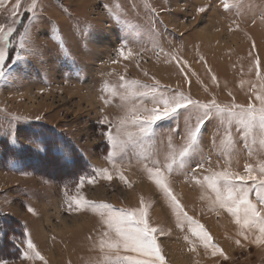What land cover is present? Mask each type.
<instances>
[{
  "label": "rangeland",
  "instance_id": "1",
  "mask_svg": "<svg viewBox=\"0 0 264 264\" xmlns=\"http://www.w3.org/2000/svg\"><path fill=\"white\" fill-rule=\"evenodd\" d=\"M15 5L16 0H0V27L16 29L9 54L20 51L26 58L12 66L10 78L0 80V213L7 216L0 222L9 232L24 224L26 237H13L21 255L0 264H101L99 243L106 227L100 210L70 209L75 198L115 209H135L143 200L150 206L149 223L165 232L157 239L166 264H264V244L254 242L259 233L245 230L248 239L240 235L231 214L212 203L215 194L197 182L215 171L258 169L264 163L258 135L256 143L252 136L245 140L236 120L229 126L226 119L213 118L183 168L178 154L186 143L184 116L159 122L144 137L129 139L126 131L138 130L128 126L116 145L104 135H117L115 125L131 106L121 98L124 81L159 82L162 91L179 89L205 103L258 106L254 97L264 88V0H20L13 18ZM21 35L24 50L17 47ZM121 48L132 55L121 56ZM143 104L153 107L147 99ZM105 117L111 128L101 123ZM56 138L81 151L93 169L81 177L94 182L78 188L81 177L67 181L37 170L41 159L32 165L27 154L7 157L9 144L18 143L25 153L44 152L47 146L56 149L48 144ZM174 155L177 164L169 176L174 194L227 259L206 250L187 224L177 225L168 201L149 179L146 165L159 160L166 167ZM199 163L204 167L197 168ZM101 169L112 179L100 175ZM28 238L45 261L25 258Z\"/></svg>",
  "mask_w": 264,
  "mask_h": 264
},
{
  "label": "snow or ice",
  "instance_id": "2",
  "mask_svg": "<svg viewBox=\"0 0 264 264\" xmlns=\"http://www.w3.org/2000/svg\"><path fill=\"white\" fill-rule=\"evenodd\" d=\"M224 7L227 9L229 5L225 3ZM19 8L20 0H16L15 9L12 12L13 18L17 15ZM35 8L36 4L33 3L29 11H34ZM204 10V8L199 9L201 12ZM13 23H16L15 19H13ZM15 32L14 27H9L7 31L0 27V80L10 78L12 66L26 61L20 51H15L14 55L9 54V38ZM17 47L21 50L26 48L23 35H21ZM119 53L125 58L132 55L131 51L125 55L124 48H121ZM259 65L260 61L257 60V68ZM257 75L259 76V72ZM122 87L125 92L121 98L129 102L131 106L127 108L125 115L115 125L117 135L113 136L111 132L104 134L113 145L119 142V133L122 130L126 131L128 126H133L138 130L137 133L126 131L129 139L134 135L144 137L152 135L154 127L159 122H175L184 116L186 118V143L178 154L181 168L184 167L185 158L199 150V141L205 130V125L213 118L218 117L221 121L226 119L229 126L233 120H236L245 129L243 133L245 140L252 136L253 143H256L258 135L259 143L261 147H264V88L255 94L254 99L258 102V106L256 103H251L245 107L242 105L222 106L216 100L207 103L201 102L179 89L166 88L162 91L159 82L143 85L135 80L124 81ZM145 99L150 100L153 107H146L143 104ZM193 119L195 123H192ZM101 123L107 124L110 128L113 126V122L107 117ZM230 136L229 132V139ZM65 158L70 159L68 156ZM228 162L230 163V160ZM176 164L177 157L174 155L166 167H161L159 160H153L151 167L145 166V171L168 201L175 214L177 225L183 228L187 224L192 235L202 242L206 250L210 249L213 256L219 254L227 259L223 250L212 242V237L204 226L187 214L184 206L174 194L169 176ZM196 167L203 168L204 163H199ZM99 174L108 180L112 179V175L107 169L99 170ZM120 179L125 180L123 174L120 175ZM85 182H94V178L81 177L77 187H82ZM197 182L206 184L207 188L215 194L212 203L231 214L235 223L240 227V235H244L245 239H248L245 230L255 229L259 235L255 237L254 242L264 244V163H260L258 169L252 165H246L243 174L230 169L211 172L210 175L203 177V181ZM253 190H255V200L251 199ZM73 207L76 210H80L82 207L100 210L101 223L106 227L99 243L102 254L101 264H166L165 256L157 239L158 235H164L165 232L162 228L153 227L149 223L150 206L146 205L143 200H141V206L135 209H115L109 204H97L86 199L75 198L69 202V208ZM28 210L33 211L31 208ZM2 235L3 230L0 229V236ZM26 243L25 258L45 261L30 238ZM190 243L192 242L190 241ZM236 243L239 244L240 241L237 240ZM190 250L195 251V245Z\"/></svg>",
  "mask_w": 264,
  "mask_h": 264
},
{
  "label": "trees",
  "instance_id": "3",
  "mask_svg": "<svg viewBox=\"0 0 264 264\" xmlns=\"http://www.w3.org/2000/svg\"><path fill=\"white\" fill-rule=\"evenodd\" d=\"M49 143H52L53 147L55 146L56 149H51L50 146H47L44 152L30 151L27 153L24 151L22 152V150L18 148V143L9 144L7 148V157L15 160L14 158H23V156L27 154L25 155L27 157L26 160L31 162L32 165L36 164L34 160L38 161L41 159L40 163L36 165L38 166L37 170L47 171V175L51 173L53 177H55L54 174L57 173V176H59H56L57 178H63L67 181L76 180L91 170L93 171L91 165L81 151L77 147L71 150L69 148L70 143L64 138H62V140L56 138L54 142L49 140L48 144ZM66 156L70 157V159H66ZM4 216L5 215L0 213V218ZM9 222L11 224L13 220ZM6 224V222H0V229L7 227ZM17 236H22V239L26 237L25 226L22 223H19L18 226L15 225V227L11 229V232L7 229H5V231L3 230V235L0 236V261L13 258L17 254L21 255V248L16 244L15 238H13ZM10 237H12V239H10Z\"/></svg>",
  "mask_w": 264,
  "mask_h": 264
}]
</instances>
